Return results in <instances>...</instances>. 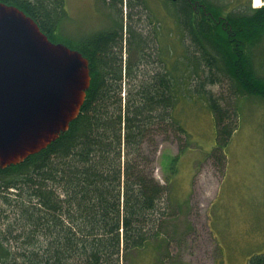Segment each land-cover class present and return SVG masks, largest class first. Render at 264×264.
Returning <instances> with one entry per match:
<instances>
[{
    "label": "trees",
    "instance_id": "16d2710c",
    "mask_svg": "<svg viewBox=\"0 0 264 264\" xmlns=\"http://www.w3.org/2000/svg\"><path fill=\"white\" fill-rule=\"evenodd\" d=\"M103 1L111 27L67 39L59 33L64 0H0L23 10L52 41L83 53L91 74L69 129L22 163L0 168V264H141L150 255L162 264L170 244L164 227L175 214L166 204L169 184L180 139L188 138L175 115L180 99L199 95L213 114L210 153L218 158L238 126L237 98L264 100L253 56L264 38V5L224 13L210 0H163L174 25L163 47L160 21L150 18V31L142 12L145 0ZM224 77L233 105L208 89ZM160 137L180 144L166 184L153 173ZM248 264H264V253Z\"/></svg>",
    "mask_w": 264,
    "mask_h": 264
},
{
    "label": "rangeland",
    "instance_id": "374dc122",
    "mask_svg": "<svg viewBox=\"0 0 264 264\" xmlns=\"http://www.w3.org/2000/svg\"><path fill=\"white\" fill-rule=\"evenodd\" d=\"M210 1L222 7L224 13L264 5V0L259 6L254 0ZM103 2L64 0L66 17L59 33L67 39H78L111 27V12L105 9V3L102 7ZM145 3L147 9L142 12L148 16L150 31L152 23L160 21L161 41L166 47L170 41L168 33L174 29L166 3L163 0ZM127 12L129 9L124 6V24ZM185 43L188 45L189 41ZM253 56L264 76V38L254 47ZM191 82L194 87L195 76ZM230 83L225 78L222 85L208 89L222 96L224 105H233L236 99ZM236 102L238 126L222 158L210 153L216 139L215 122L200 96L182 97L177 105L175 115L187 129L188 138L180 139L183 152L169 184L166 204L175 214L164 227L170 244L165 251L169 257L162 264H248L252 256L264 253V100L242 96ZM162 139H158L153 173L160 183L166 184L171 177L169 161L179 154L180 144L178 140ZM145 150L150 154L148 146ZM141 264H153L152 255Z\"/></svg>",
    "mask_w": 264,
    "mask_h": 264
},
{
    "label": "water",
    "instance_id": "95a60500",
    "mask_svg": "<svg viewBox=\"0 0 264 264\" xmlns=\"http://www.w3.org/2000/svg\"><path fill=\"white\" fill-rule=\"evenodd\" d=\"M90 83L83 53L0 2V168L22 163L66 132Z\"/></svg>",
    "mask_w": 264,
    "mask_h": 264
},
{
    "label": "bare ground",
    "instance_id": "6f19581e",
    "mask_svg": "<svg viewBox=\"0 0 264 264\" xmlns=\"http://www.w3.org/2000/svg\"><path fill=\"white\" fill-rule=\"evenodd\" d=\"M254 1L256 6L262 5L261 3L263 2V0H254Z\"/></svg>",
    "mask_w": 264,
    "mask_h": 264
},
{
    "label": "flooded vegetation",
    "instance_id": "af4514ba",
    "mask_svg": "<svg viewBox=\"0 0 264 264\" xmlns=\"http://www.w3.org/2000/svg\"><path fill=\"white\" fill-rule=\"evenodd\" d=\"M102 7L104 8V4L102 3Z\"/></svg>",
    "mask_w": 264,
    "mask_h": 264
}]
</instances>
